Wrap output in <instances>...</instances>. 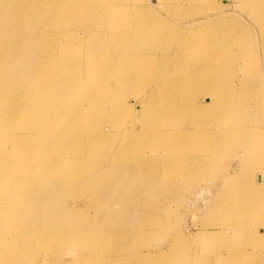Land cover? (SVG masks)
I'll list each match as a JSON object with an SVG mask.
<instances>
[{"label": "bare ground", "instance_id": "obj_1", "mask_svg": "<svg viewBox=\"0 0 264 264\" xmlns=\"http://www.w3.org/2000/svg\"><path fill=\"white\" fill-rule=\"evenodd\" d=\"M145 1L153 0H0V191H8L0 197L2 264H35L40 255L74 243L79 230L66 233L60 221L64 198L76 196L74 184L90 192L105 185L119 187L118 176L125 174L126 184L132 179L155 187L162 176L169 187L189 192L203 169L218 188L212 183L214 192L199 191L197 200L206 205L199 211L197 233H181L161 252L138 248L133 253L139 240L128 235L129 222L128 233L111 228L91 233L102 257L96 253L90 259L94 264H177L171 258L177 254L179 261L184 257L192 264L211 259L212 264H264V232L258 231L264 226V110L257 99L244 98L249 83L256 85L255 93L259 86L256 80H243L234 95L220 77L203 80L198 57L207 54L201 66L217 76L238 69L227 64L231 54L218 47L219 54L210 56L193 46L207 33V23H196V28L189 24L183 35L162 17L176 10L205 14L216 0H155L154 10ZM97 38L104 48L90 44ZM155 41L168 44L161 63L147 51ZM129 121L139 128L136 134L128 132ZM106 125L112 130L105 127L104 133ZM142 148L146 151L141 153ZM128 150L133 156L128 154L123 160L127 165L121 167L116 155ZM77 179L80 183H73ZM204 194L214 196L215 203ZM124 197L127 201L128 195ZM55 206L63 209L56 211ZM41 212L57 216L49 217V230L39 229ZM24 213L36 217V224L21 232ZM139 218L138 228L152 225L158 231L155 215L142 211ZM116 236L131 242L107 253ZM120 253L126 257L119 261Z\"/></svg>", "mask_w": 264, "mask_h": 264}, {"label": "rangeland", "instance_id": "obj_2", "mask_svg": "<svg viewBox=\"0 0 264 264\" xmlns=\"http://www.w3.org/2000/svg\"><path fill=\"white\" fill-rule=\"evenodd\" d=\"M239 1L238 0H216V1H214L217 4L215 7L220 6L221 10L223 9L222 11L215 9V7H213L214 9H212V10L208 9L205 12V14L201 13L202 11L194 10V11H190L187 13L189 16L191 15L189 17L187 14L185 15V13L181 12L180 10H176L177 11L176 14L174 13L173 15H168V17L165 15H162V17L168 23L176 24L177 28L181 29L180 32L183 35H185L186 30H189L188 29L189 24L191 25L190 26V28H191L192 25H194L196 23L198 24V25L196 24L197 27L200 26L202 23H204V24L207 23V26H205V28L208 27V29L206 31L207 33L198 37V39H196V41H194L193 46L196 47V49L198 48L197 51H199V53L202 50H205V51H207V53L210 56H214V55L219 54L220 51H218V49L216 51L215 48H218V47L224 48L223 50H225V53L231 54V55L227 56V64L231 68H235V66H236V67H238V69H236L233 72L234 74L233 73L232 74H223V75L218 74L217 76L214 74L211 75L208 73L207 70H204V68H203L204 65L201 66V64L203 62H207V59H206L207 54H206L205 56H200L197 58V61H196L197 67L196 68L198 71H200V74H201L198 76L202 77L203 80L205 79V81L210 80V79L215 78V77H218V78L220 77L223 80V86L229 88L234 95H236L235 89L238 90L239 89L238 86L241 87V83L243 80L244 81L251 80V79L256 80V83L259 86V87H257L258 88L257 92L255 93L253 90L254 86H256V85L249 83V85H248L249 91L246 95H244V98L246 97V99H248V100L251 98L257 99L261 103V108L264 110V25H263L264 20L261 19L264 17V14H263L264 11L262 12V10H264V0L263 1L262 0H245V1L241 0L240 2ZM203 3H202V6H204ZM145 4H146V6L149 5L151 7V9H153V6L156 5V2H155V0H153L150 4V3H148V1H145ZM199 6L201 7V5H199ZM260 11L262 13H260ZM159 12L161 13L162 11L159 10ZM161 14H163V13H161ZM255 14H258V15H255ZM260 14H263V15H260ZM259 15L262 17H260ZM259 17H260V19H259ZM115 18H113V19L115 20ZM254 18L257 20L259 19L260 21L259 20L257 21ZM171 20H173V21H171ZM219 21H221L222 23H220ZM102 24H103V21H101L99 25H102ZM196 25H194L193 28H196ZM260 25H262V26H260ZM213 26L215 27L214 29L212 28ZM100 27L96 26V28H100ZM228 28H229V30H228ZM226 34H228V37H226ZM90 44H94L95 47H97V48L99 47L100 49H102L106 46V44L102 41V39L100 40L99 38H97L96 40H91ZM173 44H174L173 47L175 48L176 44L175 43H173ZM166 46H168V44H166V42H160V41L151 42L149 44V47H151V48H149L147 51L149 52L150 55L158 56V61H159V63H161L164 61L163 58L161 57V52L162 51L164 52V49H166L164 47H166ZM210 49H211V51H210ZM85 51H86V48H85ZM212 51H215V52H212ZM172 52H173V49H172ZM188 55L186 56V60L188 59ZM183 60H185V59L183 58ZM256 63H258V64H256ZM199 64H200L201 70H199V68H200ZM196 68L192 69V71H194ZM202 69L204 71H202ZM162 74H164V73H161V75ZM155 75L157 77L159 74H155ZM149 76H153V74H149ZM162 77H163V75H162ZM148 88H150V87H148ZM244 98H243V100H244ZM203 103H204V101H203ZM135 108L137 109V106ZM234 108H238V107H234ZM237 115H238V113H237ZM128 124L130 126V129L128 130V132L129 133L134 132V134H136V132L139 130V128L136 127V125L134 127V125L131 124V121H129ZM105 127L110 128V130H112L110 125H106V126H104V128L102 130L104 133L106 131ZM133 136L135 137L136 135H133ZM13 149H14V151L15 150L19 151V149L16 145L13 146ZM133 149H134V147L133 148L130 147L131 151ZM142 149L139 152L142 153V152L146 151L145 148H142ZM138 150L139 149H137V151ZM133 152H135V151L133 150ZM106 153H107V155H109L110 154L109 150H107L105 152V154ZM128 154L132 155L129 150L127 152H120L116 155L120 158L119 163H120L121 167H124L127 165V163L123 162V160L127 157ZM96 155L98 156V153ZM111 155H112V153H111ZM232 167H234V170L231 168V171H230L231 173L235 172L236 164H234ZM101 169H103V167L100 168V170ZM100 170H97V172H99ZM159 174H160V172H159ZM54 177H56V176H54ZM127 177H129V176L127 175ZM160 177H162V176H160ZM160 177H159V184L156 185L155 187L151 186L147 182L141 183L140 181H133L132 179L131 180L128 179L127 180L128 182L126 184L125 174H124V176L123 175L118 176L119 182L124 188H122V186L120 184L119 185L121 186V188H119L120 186L119 187L114 186L113 188H109L108 186L105 185V186L98 187L97 188L98 190H94V191L90 192V191H86V190L79 191L78 189H75V187L78 185L74 186L75 184L74 185L72 184L73 185L72 189H73V191H76V196H69L68 195V196H66V198H64L65 199L64 200V207H63L64 208V210H63L64 211V217L61 218L60 221L62 222V219H63L64 223H62L61 227L66 230V231L64 230V232H66V233L71 232L72 230H76V229L79 230L77 236L74 239H72V241L74 243H76V246L72 242L69 245L65 244L64 246H66V247L56 249L55 251H53V253L50 252L48 255H45V254L40 255L39 258L37 259V261L35 262V264H79L81 262V260H85V262H86L85 264H91V263L94 264V261L92 259H90L92 257V254L94 255L97 253L96 254L97 256L94 255L95 257H98V258H99V256L102 257L101 256L102 252L101 251H100V253L97 252V247H96L97 246V243H96L97 237L94 238L95 234H97V232L98 233L104 232L108 228H111L113 232L121 231L124 233H128L129 230H127L125 226H126V224H130L129 222H132L131 223L132 226L130 227V228H132V229H130L132 232L129 231L130 234H128V235L131 236V239L134 236L132 239L133 241H137V239L139 240L137 242V245H136L137 248L135 250L134 249L132 250L133 253L137 252L136 250L138 248L144 252H148L149 250H150L149 252H154V253L155 252L157 253L159 251L161 252L169 246V243L174 238L180 237L181 233L185 232V233L191 234V235H194L195 233H197L199 231V227H198V223H197L200 220L199 219L200 218L199 211L204 212L203 208H205V205H206V204H204V202L202 200H201L202 202L199 201V199L197 200L198 194L200 193L199 191H201L203 188H211L212 191L214 192V188L217 187L215 185L218 183L215 181L213 182L212 178L210 176H207L205 169L199 170V178L200 179H199V181H197V184L194 187V189L189 190V192L187 190L183 191L182 188H180L178 190V189H175V188L173 189L172 187H169L170 184L165 183L163 180H161ZM83 178H81V179L78 178L79 180H81L80 181L81 183L85 181V180H82ZM114 178L115 177L111 175L112 181H114ZM78 179L73 180V183L78 182ZM50 180H55V178H51ZM257 180H258V177L255 179V183H258ZM80 182H78V183H80ZM136 182H138V183H136ZM212 183H214V186H213L214 188L212 187ZM166 185H167V187H166ZM70 187L71 186H66L64 189L67 190ZM115 187H117L118 190H116ZM125 188L127 189V191L126 190L124 191ZM215 190H216V188H215ZM124 192H126V193H124ZM179 192H181V194ZM186 193H187V196H186ZM213 194H215V193H213ZM6 195H8V191H6V190L2 191V192L0 191V197L3 198ZM127 195H128V198H126V200L128 202L124 201L125 200L124 196L127 197ZM112 196H113V198H112ZM119 197L121 199L123 198L124 200L119 199ZM210 197H212V198H210ZM114 199L116 200V202ZM204 199L206 201H209L211 199V201L214 202L215 197L211 196V195L204 194ZM262 200L264 203V197ZM113 201L116 203V205L114 204ZM121 201H124V202H121ZM139 201L141 203H138ZM194 201L195 202L197 201V203L195 204ZM110 202L111 203L113 202V203L111 204ZM131 202H133V203H131ZM192 202H194V203H192ZM129 203H131L132 206H130ZM137 204H138V206H137ZM192 204H194V205L192 206ZM135 205L138 208H135L136 207ZM139 205L144 206V207L141 208ZM55 207H54V210L56 209V211L61 209V206H55ZM108 207H110V208L113 207V208L110 209L111 211H107V210H109ZM192 207L194 209H192ZM127 208L132 209L131 210L132 213H131V211L128 213L127 211H129V209H127ZM170 209H171V211H170ZM190 209L192 211H190ZM196 209H197L198 213L192 214L193 212L195 213ZM116 211H118V212H116ZM142 211L145 215L147 213H149L151 215L156 216V219H155L156 221H154L153 224L154 225H160L158 231H152L151 230L152 225L149 226L148 229L145 227H139L141 229L140 230L138 228L139 219H140L139 214ZM66 212H68L70 215L66 216ZM189 213H191L192 215L189 216ZM127 214H129L130 218L128 216H126V219H125V215H127ZM135 214L138 216L136 217ZM83 215L86 216V218L83 219L81 217ZM261 215L264 216V210H261ZM51 216L57 217L55 214H48L47 212H41V214L38 217V223H37L40 226L39 229L44 230V231L49 230V228H50L49 223H51V222H49L48 220H49V217H51ZM76 218H78V219H76ZM52 220H54V219H52ZM129 220H131V221H129ZM144 220H146V218ZM127 221H128V223H126ZM35 224H36V217H34L33 215L30 216L29 213H27V214L24 213L23 214V221H21V224H20L21 225L20 231L24 232V231H26V229L29 228V226H31V225L34 226ZM100 224L103 225V226L101 225V227L103 229L100 228ZM184 224H185V226H184ZM65 227H68V228L66 229ZM87 228L89 229L90 236H85L86 233H88ZM115 229H117V230H115ZM94 230H96V231L94 232ZM146 230L148 233H146ZM263 230H264V226H261L258 229V231L261 233L264 232ZM84 231H85V233H83ZM81 232L83 234H81ZM140 232H144V233H142V235H140ZM91 233H93L94 236ZM79 235H81V236H79ZM71 236L72 235H69V237H71ZM127 236L122 238V239H118L116 236V238H114V244L111 245L110 248H109V246H107L106 252L107 253L115 252V250L119 246L117 244L123 243L125 245L126 244L129 245L131 240H128L129 238ZM77 241H81L80 245H78ZM95 250H96V252H95ZM124 251L126 253V256L128 255V253L131 252L129 249H127V251L126 250H124ZM190 251H192V250L190 249ZM70 252H73L74 257L72 256L73 254ZM118 255H117V257L120 261V259H122L123 256H121L122 255L121 253ZM208 255H209L208 257L210 259L213 258V256H211L210 253ZM125 257H123V258H125ZM98 258H96V259H98ZM126 258L128 259V256ZM171 258L177 264H192L191 262L188 263L187 260H184V257H183V259L180 257V261H179V259H178L179 256L177 254L171 255ZM262 258L264 259V256ZM96 261H98V264H99V260H96ZM193 261L195 262V260H192V262ZM243 262L244 261H242V263ZM0 264H2L1 256H0ZM207 264H212V259L210 261H208Z\"/></svg>", "mask_w": 264, "mask_h": 264}, {"label": "crops", "instance_id": "obj_3", "mask_svg": "<svg viewBox=\"0 0 264 264\" xmlns=\"http://www.w3.org/2000/svg\"><path fill=\"white\" fill-rule=\"evenodd\" d=\"M258 181V180H257Z\"/></svg>", "mask_w": 264, "mask_h": 264}]
</instances>
